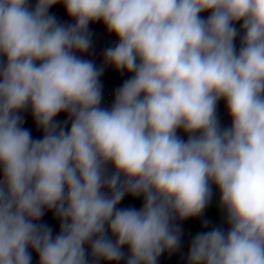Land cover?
Returning a JSON list of instances; mask_svg holds the SVG:
<instances>
[{
  "label": "clouds",
  "instance_id": "9594fccd",
  "mask_svg": "<svg viewBox=\"0 0 264 264\" xmlns=\"http://www.w3.org/2000/svg\"><path fill=\"white\" fill-rule=\"evenodd\" d=\"M107 66L130 74L110 107ZM0 173V264H158L213 185L228 228L204 219L188 264H264V0H0Z\"/></svg>",
  "mask_w": 264,
  "mask_h": 264
}]
</instances>
